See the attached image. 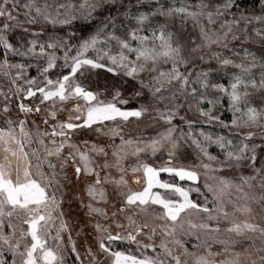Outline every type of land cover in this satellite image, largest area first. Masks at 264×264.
I'll return each mask as SVG.
<instances>
[{
  "label": "snow or ice",
  "instance_id": "1",
  "mask_svg": "<svg viewBox=\"0 0 264 264\" xmlns=\"http://www.w3.org/2000/svg\"><path fill=\"white\" fill-rule=\"evenodd\" d=\"M103 0H80L77 5L75 3H58L49 4L47 2L42 5L37 0H28L23 7L27 9L24 13L26 17L23 23L37 24L45 22L53 26L69 25L73 20L78 18L88 20L92 17L102 4ZM259 15H247V10H241L237 0H224L222 4L205 3L204 0L191 4L181 0L177 5L176 0L171 3H162V0H155L154 6L149 11H140L133 16L129 8H125L124 12L118 13L135 20L136 26L132 28L125 27L122 34L117 35L114 29L117 25V17H106L99 25L97 32L88 38L82 40L75 56L71 59V72L56 80L47 76L48 70L56 66L57 50L67 49V44L63 39L53 38L49 42L39 43L33 39L27 45H14L10 42L7 32L10 28L16 26L8 22H4L0 26V46L3 47L5 58L0 61V72L9 75V69H16L14 78L11 80L16 85L18 79H24L29 85L26 89L17 88V93L23 91L27 96H34L35 92L42 94L43 100L59 98L61 102L75 98V100H83L84 104L75 103L73 110L82 113L68 121L58 122L52 126V131L44 132L37 128L35 133V141L32 133L26 130L25 120H12L7 118L6 127H0V146L3 150V158L0 159V264H63V257L59 252L49 247L47 239L51 238L57 241V248L62 241L60 231L67 228V225L61 220L56 235L52 236L51 228L55 220V212L59 207L58 193H61L63 187L62 181L66 179L63 168L69 160L75 169L77 178L83 173L85 175L95 174L94 184L87 187L89 196L96 192L94 185L101 183L94 157L89 152L104 157L102 167L116 168L120 173L118 179L111 182L116 184L121 191L118 193L123 199L122 207L119 211H123L126 207H135L145 217L153 215L150 213L151 205H160L162 208V216L154 218L165 219L169 224L159 225L162 230L164 239L159 244V251L155 244H146L145 249L151 248L155 255L140 256L127 254L125 251L115 250L112 245L121 240H136V235L143 233L144 229L151 227L149 240L155 235L156 226L150 225L146 218L142 224H137L131 215L127 218L129 227L133 231L121 235L119 232L112 233L108 230V226L100 223L95 225L99 233H105L98 237V247L101 253L107 254L110 264H264V227L249 222L247 219L239 220L237 213L247 214L252 209L247 205L240 206L232 199V189L235 188L242 194V199L264 203V161L261 167L256 168L255 163L257 155L255 145H251L246 140H250L255 133L247 131L241 133L243 139L238 143H234L232 139L225 136L206 135L201 132L203 141L193 139V143L200 150L204 157L209 161L216 162L213 168L214 172H218L225 168H240L245 162L253 168V176H245L240 178V182H235L226 175H218L214 177V184H207L206 187L212 195V207L208 206L207 198L204 204L195 203L189 197V190L177 183L160 179V173L174 174L180 180L187 178L188 180H197V172L180 167H160L156 168L148 163L137 161L136 164L125 168L124 162L130 156L138 157L141 153L151 151L155 154L161 147L167 143L171 149H175L179 140L183 137H175L174 132L176 126L172 124L175 115L178 114L179 108L183 101H188L191 108L195 105L201 116L206 117L209 121L219 120V116L214 114L213 109L221 104L220 97H209L204 94L209 88L222 93L228 99V108L233 112L231 125L236 128H259L261 134L264 135V107L257 108L252 101L253 92L261 93L260 101L264 105V55L259 60L252 55L250 62L234 63L228 58H219V53H213L212 56L218 59L221 65L233 64L238 72L233 73L228 84L209 83L207 73L197 72L195 78L187 71V66L192 63L193 57L206 46L220 44L227 41L231 35L232 39L237 38V32H248V26L252 21L264 24V0H259ZM18 7L17 0H9L0 2V17L7 18V21H15L20 23L19 14H14L13 10ZM121 7H124L121 5ZM235 10V11H233ZM79 11V16L75 13ZM34 13V14H33ZM63 14V19L61 15ZM231 14V19H223L216 25L221 17H227ZM163 17L166 20L172 17H179L182 22L191 20L199 27V35L192 37L190 40L182 42L181 37L169 30L166 23H154L155 18ZM256 36L264 41V29L255 28L252 30ZM108 39L116 41L119 51L113 55L110 50H102V55L96 58H87L85 53L89 49L96 50V46L101 34ZM191 45L190 47L188 45ZM13 53L21 57L40 56L46 58V65L42 68L38 67V72L43 75L46 85L36 87L35 91L32 85L35 84V78H26L24 73L29 65L24 63H10L7 53ZM251 55V54H250ZM107 59L112 66L108 67L109 72H123L127 77L137 80L140 88L136 90L135 95L141 96L143 89H148L150 99L160 102H168L172 107H165L163 110L157 108L160 119L169 124V127L160 134L159 138L149 140H141L139 138L128 137L127 139L121 134L119 128L109 129L113 137L111 145L92 144L88 151H81L79 146L70 140L71 130L80 127H90L97 121H115L117 117L123 121H128L130 117L140 118L149 111L147 106L138 108L122 109L117 106V98L120 93L117 91L115 96L109 102L99 99V94L88 90L86 87L77 83L74 74L82 66H91L92 68H104L106 65L100 63L102 59ZM203 60V55L198 57ZM65 64L68 63L69 55L65 51ZM167 66V67H164ZM184 67V71L181 68ZM254 70H258L259 78L257 79ZM149 73L145 80L141 78V73ZM70 77H73L70 79ZM175 85V87H173ZM199 89L202 91H198ZM183 98V99H181ZM191 98V99H189ZM7 100V96H5ZM119 103L126 104V100H120ZM201 104L208 105L207 108L201 107ZM19 110L24 113L38 112L39 105L35 108L29 107L23 103L19 105ZM3 117H7L9 112V104L5 103L2 110ZM237 113L239 115H237ZM49 115L55 118L56 113L51 112ZM81 121V123H75ZM183 119V117H181ZM48 118L45 117L44 123L47 124ZM34 123V122H33ZM191 123V122H189ZM224 127H228L223 121H220ZM17 128L19 130L17 134ZM191 136V132L188 133ZM51 136L52 139L49 147L45 144L43 137ZM56 136L61 137L57 142ZM119 138V143L115 142ZM38 143L40 149L31 148L32 143ZM87 144V142H84ZM215 144L223 154V160L212 155L208 151L207 145ZM26 146L31 151L26 150ZM67 147L68 152L65 155L64 149ZM106 148H110L111 152ZM173 155L169 151V157ZM55 156L59 162L60 171H57V163L53 162L50 157ZM111 156V160H109ZM33 160L35 163H33ZM15 161V163H14ZM47 163L49 172L43 171V165ZM203 167L208 169L213 167L208 163H204ZM130 170L133 178L139 182V177L135 174L142 171L146 178V184L140 191H134L128 187V181L123 173ZM259 177L260 193L257 195L252 181ZM105 182L108 177L105 176ZM245 186L249 191H245ZM153 188L169 190L172 194H178V198H166L161 195L160 191H152ZM199 191V189H197ZM62 195V193H61ZM229 205L232 206L229 210ZM90 210L101 211L100 209ZM195 210L201 215L199 222H194L191 218V211ZM107 218L106 213H101ZM16 215L23 219L21 223L27 225V228L17 227L12 222V217ZM62 216V213L60 214ZM115 217L116 213H112ZM116 223L117 228H123L124 225ZM5 225L9 229L4 231ZM187 226V227H186ZM259 233L261 243H253L237 250L236 245L241 243L236 237H245L248 233ZM194 236L196 242L191 244V249L187 246V241L181 238V235ZM30 237V242L28 241ZM203 237V238H202ZM71 241V237L69 236ZM211 241V243H209ZM139 243V242H138ZM219 244L221 247L213 251L212 244ZM170 245H172L170 247ZM72 251L76 252L73 244ZM89 255L94 260L99 259L103 264L102 257L92 253L91 248L88 249ZM10 256V259L5 256ZM79 258V254L77 253ZM219 257V258H218Z\"/></svg>",
  "mask_w": 264,
  "mask_h": 264
},
{
  "label": "rangeland",
  "instance_id": "2",
  "mask_svg": "<svg viewBox=\"0 0 264 264\" xmlns=\"http://www.w3.org/2000/svg\"><path fill=\"white\" fill-rule=\"evenodd\" d=\"M2 2V0H0ZM58 4V3H75L79 4L80 0H37V3ZM172 0H162V3L166 5L171 3ZM177 5L181 0H176ZM185 3L195 4L200 2V0H184ZM208 3L209 0H204ZM224 0H211L213 5L222 4ZM12 0H9L11 5ZM28 0H17L18 7L13 10L14 14H19L20 23L17 24L15 21H7L6 16L0 17V26L4 22L16 25L7 32L9 40L16 46L20 44L27 45V43L33 39L37 40L39 43H47L53 38L63 39L67 44V49L61 48L57 50V61L56 66L48 70L47 76L50 79L56 80L63 77L71 72V59L70 57L75 56L79 48L80 43L83 39L90 37L97 32V29L102 21L106 17L114 16L117 17V25L114 31L117 35L124 32L125 27L132 28L136 26L135 20H130L128 17L123 15H118V13H123L125 8H129L133 16L140 11H149L155 4V0H103L101 6L93 12L92 17L88 20L76 19L69 25L55 26L47 24L45 22H38L37 24H27L23 23L26 17L24 13L27 11L23 7ZM237 3L241 10H247L246 14H256L260 13L259 0H237ZM123 5L124 7H121ZM235 11V10H233ZM34 14V13H33ZM79 16V11L75 13ZM63 19V14L60 17ZM231 19V14L227 17H221L218 21L216 27H219V22L223 19ZM154 23H166L169 30L176 32L180 37L182 42L190 40L192 37H197L199 35V27L195 25L191 20L182 22L179 17H172L165 19L163 17H157ZM255 28L264 29V24L256 21H252L248 26V32H237V38L232 39L231 35L228 37L227 41L220 44H213L211 46L203 47L196 55V57L191 58L192 63L187 66V71L192 74V78H195L197 72L207 73V79L209 83H224L228 84L233 73L238 72V69L234 67L233 64L221 65L218 59L213 57V53H219V58H228L233 60L234 63H240L241 61L248 63L252 59V55L257 57V60L264 55V41L260 37L256 36L252 31ZM191 46L190 44L188 45ZM108 49L113 55L117 54L119 51L116 41L108 39L103 33L100 35L96 50L89 49L85 56L87 58H96L97 55H102V50ZM67 51L69 55L68 63L65 64L64 55ZM251 54V55H250ZM203 55L204 59L201 60L198 57ZM5 58L4 49L0 46V61ZM7 58L10 63H24L29 65L27 67L24 76L26 78H35L36 82L32 85L35 91L36 87H43L46 85V81L43 79V75L38 72V67L42 68L46 65V58L40 56L32 57H21L15 55L11 52L7 53ZM104 63L106 66L104 68H92L91 66H82L81 69L77 70L74 74V79L77 83L86 87L88 90L94 91L99 94V99L104 102H109L115 93L118 91L120 96L117 98V106L122 109L138 108L142 105L147 106L149 111L145 113L140 118L130 117L128 121H123L119 117L115 121H97L90 127H80L71 130L70 140L77 144L81 151H88L92 144L96 145H111L113 143V137L109 129L119 128L122 130L121 134L127 139L128 137L139 138L141 140H149L152 138H159L160 134L163 133L169 124L164 120L160 119L158 113L155 109L159 108L163 110L165 107H172L168 102H160L151 100L148 89H143L141 96H136L135 92L140 88L137 80L127 77L123 72H109L108 67L112 64L106 58L99 61ZM167 67V66H164ZM184 71V67L181 68ZM9 75H4L0 72V110H2L5 103L9 104V112L7 117H3L2 111H0V127H6V119L11 118L12 120L23 119L25 120V128L27 131L32 133L33 140L35 141V133L37 128L44 132H51L52 126L56 125L61 121H68L69 118H74L77 115H83L73 110L75 103L79 102L81 105L84 104L83 100L77 101L75 98L61 102L59 98H53L50 100H43L42 94L35 92L34 96H27L23 91L17 93V88L26 89L29 87L25 83L24 79H18L16 85L11 83V80L15 76L16 69H9ZM257 79L259 78L258 70H254ZM141 78L147 79L149 73H141ZM73 77H70L72 79ZM175 87V85L173 86ZM198 91L199 85H197ZM206 96L209 97H220L221 104L213 109L214 114L219 116V120L209 121L206 117L200 115L197 111L195 105L191 108L188 106V101H183L182 106L179 108L178 114L175 115L172 120V124L176 126V131L174 132L175 137H180L183 133V137L179 140L177 147L173 150L170 146L165 143L155 154L151 151L141 153L138 157L130 156L125 162L124 166L126 169L130 165H134L137 161L148 163L153 167H180L183 166L187 169L194 170L197 172V180L191 181L185 178L180 180L179 177L174 174L160 173V179L169 182H174L189 190V197L195 203L204 204L205 198H207V203L209 207H212V195L208 191L206 185L214 184V177L218 175H226L232 178L235 182L239 183L241 177L253 176L255 173L250 164L245 162L240 168H225L218 172H214L216 162L209 161L207 157H204L196 145L192 142L193 139L203 141V137L200 135L201 132L206 135H211L213 138L216 136H225L228 139H232L234 143H238L243 139L241 133L247 131H253L255 135L246 140L249 142L250 146L255 145V151L257 155V160L255 167H261L262 161H264V135L261 134L259 128H236L231 125V120L233 118V112L228 108V99L222 93L209 88L204 92ZM7 96V100L5 99ZM261 93L253 92L252 101L254 106L257 108L264 107L260 101ZM183 99V98H181ZM191 99V98H189ZM120 100H126V104L119 103ZM23 103L29 107L35 108L39 105L40 110L38 112L33 111L31 113H24L19 110V105ZM201 107L207 108L208 105L201 104ZM55 112V118L51 117L49 113ZM237 115H239L237 113ZM45 117L48 118L47 124L44 123ZM183 117V119H181ZM223 121L228 127H224L220 123ZM34 122V123H33ZM75 123H81V121H75ZM191 122V123H189ZM19 130L17 128V134ZM191 132V136L188 133ZM45 144L49 147V141L52 139L51 136L43 137ZM57 142L61 140V137L56 136ZM84 142H87L85 144ZM116 143H119V138L115 139ZM210 154L217 156L220 160H223V154L219 147L215 144L209 143L207 145ZM31 148L40 149L38 143H32ZM31 148L26 146L27 151H31ZM107 151L111 152L110 148H106ZM42 152V149H40ZM169 151L173 152L172 157H169ZM68 152L67 147L64 149V154ZM2 146H0V159L3 158ZM89 155L94 157L96 165H101L97 168L101 183L94 185L97 189L92 196H89L87 187L90 184H94L96 179L95 174L85 175L81 174L79 178L75 175V169L72 161L69 160L68 163L63 168V172L66 174V179L62 181L63 187L61 193H58V200L60 201L59 207L55 212V220L51 222L53 227L51 228L52 236L56 235L57 229H59L60 222L67 225V228L60 231V236L62 241L57 248V241L51 238L47 239V244L49 247L56 249L59 254L63 257V264H101L99 259L94 260L92 255H89L88 249L91 248L92 253L98 257H102L103 264H110V260L107 254L101 253L98 247V237L105 235V233H99L95 227L97 223L103 226H108V230L112 233L119 232L121 235H125L127 232L133 231V228L129 227L128 220L126 217L131 215L137 224H142L147 218L150 225L156 226L155 235L149 240L148 236L151 234V227L144 229L143 233L136 235V240H121L115 242L112 247L115 250L125 251L127 254L140 256L145 255H155L151 248L145 249L143 246L146 244H155L157 250L159 251V244L163 236L162 230L159 225L169 224L170 222L165 219L154 218L155 216H162V208L160 205H151L149 215H145L139 212L135 207H126L123 211H119L122 207L123 199L118 193L121 189L111 181L113 179H118L122 173H120L116 168H104L102 167L104 157L98 154L89 152ZM53 162L57 163V171H60L59 162L55 156L50 157ZM111 160V156H109ZM15 163V161H14ZM33 163L35 161L33 160ZM204 163H208L213 167L205 169L203 167ZM43 171L46 173L50 170L47 167V163L43 165ZM125 179L128 181V187L134 191H140L146 184V178L143 176L142 171L137 172L135 175L139 177V182H136L133 178V173L128 170L123 173ZM105 176L108 177V182H105ZM255 186V191L257 195L260 193L259 188V177L252 181ZM199 189V191H197ZM160 191L161 195L166 198H178V194H172L169 190L153 188L152 191ZM245 191H249L245 186ZM242 194L238 192L235 188L232 189V199L237 202L240 206L247 204L252 211L247 214L237 213V218L239 220L247 219L249 222L257 224L259 227H264V203L244 200L241 198ZM89 204L92 205V209H100L101 211L90 210ZM232 206L229 205V210ZM116 213L113 217L112 213ZM62 213V216L60 215ZM101 213H106L107 218ZM191 218L194 222H199L201 215L195 210H192ZM64 216V217H63ZM23 216L20 219L16 215L12 217V222L18 228H27V225L21 223ZM119 222L124 225L123 228H117L116 223ZM187 227V226H186ZM5 232L9 229L5 225ZM181 238L187 241V246L191 249V244L196 242L194 236H185L180 234ZM71 237V241L69 240ZM247 236H252L255 244L259 245L261 243L259 233H248L245 237H236L233 234V238L240 240L241 243L236 245L237 250L242 249L244 246L253 243L252 239H248ZM203 238V237H202ZM30 242V237L27 238ZM139 242V243H138ZM211 243V241H209ZM73 244L75 245L76 252L72 251ZM172 245H170L171 247ZM221 247L219 244H212V250L216 251ZM79 254V258L77 257ZM5 256L10 259L7 253ZM219 258V257H218Z\"/></svg>",
  "mask_w": 264,
  "mask_h": 264
},
{
  "label": "bare ground",
  "instance_id": "3",
  "mask_svg": "<svg viewBox=\"0 0 264 264\" xmlns=\"http://www.w3.org/2000/svg\"><path fill=\"white\" fill-rule=\"evenodd\" d=\"M64 217V216H63Z\"/></svg>",
  "mask_w": 264,
  "mask_h": 264
}]
</instances>
